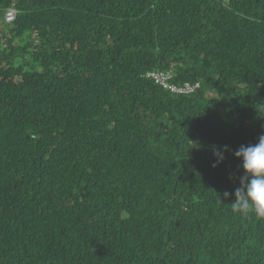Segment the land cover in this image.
<instances>
[{
    "label": "trees",
    "instance_id": "16d2710c",
    "mask_svg": "<svg viewBox=\"0 0 264 264\" xmlns=\"http://www.w3.org/2000/svg\"><path fill=\"white\" fill-rule=\"evenodd\" d=\"M261 135L264 0H0V264H264Z\"/></svg>",
    "mask_w": 264,
    "mask_h": 264
},
{
    "label": "clouds",
    "instance_id": "9594fccd",
    "mask_svg": "<svg viewBox=\"0 0 264 264\" xmlns=\"http://www.w3.org/2000/svg\"><path fill=\"white\" fill-rule=\"evenodd\" d=\"M211 151L216 158L213 167H217L223 162L224 154L229 149L228 146L221 149L212 145ZM233 155L242 162L243 175L239 177V186L233 192L225 191L223 199L218 195L219 202L223 203V200L234 197L230 203L234 212L243 216L254 213L264 217V135L255 144L241 145Z\"/></svg>",
    "mask_w": 264,
    "mask_h": 264
},
{
    "label": "built area",
    "instance_id": "2783aa9c",
    "mask_svg": "<svg viewBox=\"0 0 264 264\" xmlns=\"http://www.w3.org/2000/svg\"><path fill=\"white\" fill-rule=\"evenodd\" d=\"M16 17V11L12 8L7 9L4 14V22L6 24H11ZM147 78L153 80L155 84L160 86L163 90H166L172 94L176 95H189L194 93L197 89H199L200 84H190L184 83L182 85H174L171 83L173 78L172 72H164V71H153L146 74Z\"/></svg>",
    "mask_w": 264,
    "mask_h": 264
}]
</instances>
